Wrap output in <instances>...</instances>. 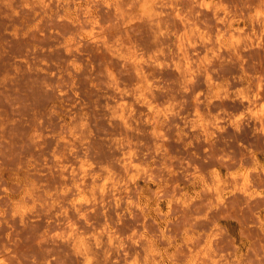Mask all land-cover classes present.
I'll return each mask as SVG.
<instances>
[{
  "label": "rangeland",
  "instance_id": "374dc122",
  "mask_svg": "<svg viewBox=\"0 0 264 264\" xmlns=\"http://www.w3.org/2000/svg\"><path fill=\"white\" fill-rule=\"evenodd\" d=\"M0 264H264V0H0Z\"/></svg>",
  "mask_w": 264,
  "mask_h": 264
},
{
  "label": "bare ground",
  "instance_id": "6f19581e",
  "mask_svg": "<svg viewBox=\"0 0 264 264\" xmlns=\"http://www.w3.org/2000/svg\"><path fill=\"white\" fill-rule=\"evenodd\" d=\"M256 111V110H255ZM257 112V111H256ZM256 112L254 113V114H256ZM259 114V112L256 114V115H258ZM259 117H260V115H259ZM258 118V117H257Z\"/></svg>",
  "mask_w": 264,
  "mask_h": 264
}]
</instances>
